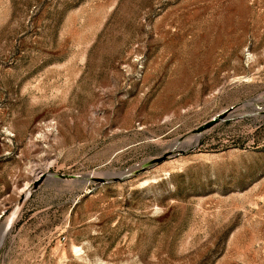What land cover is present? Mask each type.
<instances>
[{
    "label": "rangeland",
    "instance_id": "rangeland-1",
    "mask_svg": "<svg viewBox=\"0 0 264 264\" xmlns=\"http://www.w3.org/2000/svg\"><path fill=\"white\" fill-rule=\"evenodd\" d=\"M0 264H264V0H0Z\"/></svg>",
    "mask_w": 264,
    "mask_h": 264
},
{
    "label": "water",
    "instance_id": "water-1",
    "mask_svg": "<svg viewBox=\"0 0 264 264\" xmlns=\"http://www.w3.org/2000/svg\"><path fill=\"white\" fill-rule=\"evenodd\" d=\"M225 115H226L225 112H222V113L216 114V115L213 116L210 120L204 122L203 124L197 126L194 130H192L193 135H196V136H197V135H198L199 133H201L204 129H206L207 127L211 126V125L214 124L217 120L223 118ZM55 177H56V178H61L60 176H57V175H56ZM94 179H98V181H100V182H101V181H104V179H102V178H94ZM8 227H9V226H8ZM6 229H7V227L4 228V231H3V232H5Z\"/></svg>",
    "mask_w": 264,
    "mask_h": 264
},
{
    "label": "bare ground",
    "instance_id": "bare-ground-1",
    "mask_svg": "<svg viewBox=\"0 0 264 264\" xmlns=\"http://www.w3.org/2000/svg\"><path fill=\"white\" fill-rule=\"evenodd\" d=\"M194 137H195V136H194ZM42 174H44V173L41 172V173H39L38 176L40 177ZM11 217H12V215H11ZM11 221H12V219H9V221L6 222V224H7L6 227L9 225V223H10ZM3 226H4V225H3Z\"/></svg>",
    "mask_w": 264,
    "mask_h": 264
}]
</instances>
